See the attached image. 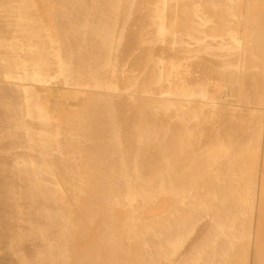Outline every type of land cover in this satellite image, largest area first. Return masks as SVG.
Here are the masks:
<instances>
[{"label":"bare ground","instance_id":"obj_1","mask_svg":"<svg viewBox=\"0 0 264 264\" xmlns=\"http://www.w3.org/2000/svg\"><path fill=\"white\" fill-rule=\"evenodd\" d=\"M0 264H264V0H0Z\"/></svg>","mask_w":264,"mask_h":264}]
</instances>
